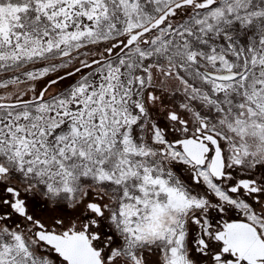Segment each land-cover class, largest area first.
Returning a JSON list of instances; mask_svg holds the SVG:
<instances>
[{"label":"snow or ice","instance_id":"snow-or-ice-1","mask_svg":"<svg viewBox=\"0 0 264 264\" xmlns=\"http://www.w3.org/2000/svg\"><path fill=\"white\" fill-rule=\"evenodd\" d=\"M0 264H264V0H0Z\"/></svg>","mask_w":264,"mask_h":264}]
</instances>
